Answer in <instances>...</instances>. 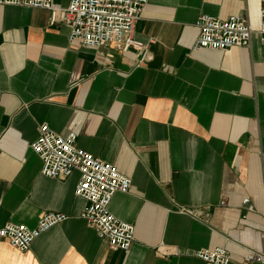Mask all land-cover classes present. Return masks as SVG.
Segmentation results:
<instances>
[{
	"label": "crops",
	"instance_id": "crops-1",
	"mask_svg": "<svg viewBox=\"0 0 264 264\" xmlns=\"http://www.w3.org/2000/svg\"><path fill=\"white\" fill-rule=\"evenodd\" d=\"M201 14L245 16L250 44L193 50ZM259 28L260 0H148L133 32L145 51L90 48L45 8L0 5V226L66 215L26 250L0 238V264H210L192 252L215 246L229 264H259L247 259L264 253ZM42 122L131 179L108 206L134 225L127 251L79 216L75 170L39 173L30 143Z\"/></svg>",
	"mask_w": 264,
	"mask_h": 264
},
{
	"label": "built area",
	"instance_id": "built-area-1",
	"mask_svg": "<svg viewBox=\"0 0 264 264\" xmlns=\"http://www.w3.org/2000/svg\"><path fill=\"white\" fill-rule=\"evenodd\" d=\"M148 0H68L65 6L53 0H0V5L45 8L50 21H60L68 28V41L76 40L81 46L98 48L113 44L121 50L133 47L144 50V45L133 37L134 26ZM194 25L198 36L193 50L200 48L227 49L250 44L251 27L241 14L218 18L208 14L197 16ZM260 40L264 42V0H260ZM147 56V55H146ZM36 136L30 143L39 158V173L46 177L62 178L75 170L78 178L74 194L84 200L79 216L96 235L106 240L113 250L127 251L134 239V225L116 218L108 209L115 192H127L131 179L106 161L93 156L75 144V134L60 135L44 122L36 127ZM252 209L248 198L243 199ZM66 218L60 212L44 211L34 226L4 222L0 238L17 250H26L41 232ZM197 259L210 264H229V252L221 247L198 248L192 252ZM247 259L264 264V253L250 252Z\"/></svg>",
	"mask_w": 264,
	"mask_h": 264
}]
</instances>
